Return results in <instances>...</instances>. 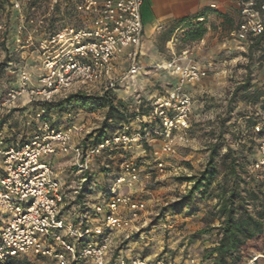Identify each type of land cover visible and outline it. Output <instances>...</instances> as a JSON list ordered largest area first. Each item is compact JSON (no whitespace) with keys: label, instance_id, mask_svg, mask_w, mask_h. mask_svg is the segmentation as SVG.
Masks as SVG:
<instances>
[{"label":"built area","instance_id":"obj_1","mask_svg":"<svg viewBox=\"0 0 264 264\" xmlns=\"http://www.w3.org/2000/svg\"><path fill=\"white\" fill-rule=\"evenodd\" d=\"M62 1L75 20L56 23L53 28L50 20ZM234 1L240 19L232 37L246 50L252 37L264 33V0ZM144 2L49 0L46 4L44 0H6L7 16L17 15L18 19L7 43L14 42L21 56L27 49L35 50L41 70L36 74L24 65L18 70V85L0 88V120L22 97L31 104L77 92L103 95L136 76L142 69L139 55ZM42 7H47L48 12H36ZM7 21L6 18L0 23V30H5ZM190 51L184 49L172 61L177 78L174 86L159 91L150 112L137 116L152 126L144 132H129L125 124L112 136L86 144L85 138L94 127L81 122L57 127L43 120L39 130L20 142L0 131V260L36 257L48 258L55 264H200L194 257L179 261L165 256L154 259L116 254L114 239L119 234L123 242L128 241L148 224L147 202L129 191L141 181L142 165L137 159L122 162L123 171L110 185L107 198L100 193L96 198L79 200L93 177L94 159L106 150L160 136L162 145L153 153L163 170V156L175 154L178 144L190 142L194 99L186 86L209 75ZM121 53H126L130 67L117 77L114 59ZM44 114L41 108L36 117L41 120ZM262 118L264 124V111ZM57 154L71 155L79 174L74 185H68L51 163V156ZM250 170H264V134L259 158ZM123 188L128 191L121 192ZM92 189L96 191L93 185Z\"/></svg>","mask_w":264,"mask_h":264},{"label":"rangeland","instance_id":"obj_2","mask_svg":"<svg viewBox=\"0 0 264 264\" xmlns=\"http://www.w3.org/2000/svg\"><path fill=\"white\" fill-rule=\"evenodd\" d=\"M6 18H8L6 0H0V23H4L3 20ZM198 22L205 23L206 30L202 37L210 33L204 45L201 44L202 37H194L201 29L200 24H195ZM227 24L230 25V22ZM219 26L216 20H198L185 31L170 38L178 53L190 48V55L195 61H206L210 64L207 78L186 86L194 99L188 130L190 142L178 144L175 154L163 156L165 165L163 170L158 167L153 153L162 145L163 140L160 136L141 144L127 145L124 146L125 148L103 153L93 161L92 173L97 176L99 182H96L94 192L89 187L86 188L87 198H96L100 193L103 198H107V193L104 190L101 192L99 185L108 188L122 173V162L125 159H137L142 165L141 181L129 191L147 202L145 218L148 224L127 243L123 242L120 234H117L114 239L116 254L141 255L154 259L165 256L179 261L194 257L202 264H211V260L204 257L205 250L216 243L218 230L213 229L197 238H193L192 235L209 225L208 221L211 219L208 214L209 207L213 206L216 200L209 198L207 193H198L197 201L187 208L172 211L166 207L190 188V182L183 181L182 178L198 175L205 168L211 145L217 141L222 142L224 138L226 140L221 153L227 150L228 145L234 149L242 148L243 145L249 147L251 144L249 137L239 138L236 135L239 136L240 131L250 125L249 117H253L260 108L264 107V64L258 63L257 57L249 56L247 51L227 48L224 41L229 36V29L227 27L219 29ZM5 35L6 31L0 30V63L5 58L6 46L10 45V42L5 43L7 41ZM162 52L167 53V49L164 47ZM10 60L11 65H7L0 73V88L11 86L18 79V70L27 65V58L21 54L11 55ZM40 69L36 67L34 72L39 73ZM249 71H251L250 88L246 91H237V87L245 85ZM176 81L177 78L167 70L152 67L141 69L137 76L128 78L117 88L115 92L117 99L123 100L128 105V116L132 119L127 123L129 132L141 130L143 124L137 116L149 107L160 89H170ZM21 101L26 103L27 97H22ZM36 110L37 108H33L28 113L27 134L21 139L18 138V142L25 141L40 129L41 120L36 117ZM106 111V107L93 104L83 107L72 103L51 120L59 126L81 122L96 129L102 124ZM18 114L21 115L20 112L15 115ZM19 122V118L7 119L10 127L12 125L17 127ZM117 130L118 128L114 129V132ZM13 136L17 135L13 134ZM50 161L68 185L77 182L79 174L71 155H53ZM219 180H222V174L218 175L215 184ZM211 190H214V186ZM127 191L126 188L121 190L123 193ZM88 193L90 196H87ZM158 215L163 216L155 222ZM219 224L218 220L210 223L213 227H218ZM37 263L55 264L48 258H39Z\"/></svg>","mask_w":264,"mask_h":264},{"label":"trees","instance_id":"obj_3","mask_svg":"<svg viewBox=\"0 0 264 264\" xmlns=\"http://www.w3.org/2000/svg\"><path fill=\"white\" fill-rule=\"evenodd\" d=\"M70 13L72 12L70 11ZM218 14L221 17L227 16L221 12H218ZM199 17L200 16H197L196 19ZM58 18L59 17L56 15L53 16L51 22L53 28L56 23L55 19ZM7 20L4 31H6L5 36L8 39L13 35L18 20L17 15H9ZM186 20L187 19H183L181 22H185ZM197 21L198 20L188 23V26ZM195 24H200L201 29L194 37L201 38L206 30L205 23L198 22ZM5 43H7V41ZM246 51L249 56L252 55L257 57L258 63L264 64V33L252 37ZM11 55H17L14 42H10V45L6 46L5 58L0 63V73L7 65H11ZM119 86L120 85L108 90L103 95L77 92L54 101L31 103V105L37 108L36 115L41 108L45 110V114L41 121L48 120L57 127L63 126L54 123L51 118L56 116L59 112L64 111L72 103L80 104L83 107L89 106L90 104L106 107L107 111L102 124L98 128L93 129L85 138L86 144H95L106 137L112 136L132 120L128 116V105L123 100L117 99L115 92ZM250 86L251 71L248 73L245 85L237 87V91H246ZM150 110L151 104L146 110H143L140 115H145L149 113ZM263 111L264 107L260 108L253 117L250 116L248 121L250 125L247 126L248 128L246 127L240 131L239 136L236 135V137L239 138L245 136L249 137L251 139L249 147L243 145L242 148L234 149L232 146L228 145L227 150L221 153V148L226 140L224 138L222 142L217 141L211 145L205 168L198 175L183 177V181L191 183L190 188L185 194L166 207V209L172 211L187 208L193 202L197 201L196 195L198 193H207L206 195H208L209 198L216 200V203L209 207L208 214L211 216V219L208 221L209 225L199 229L192 235L193 238H197L211 232L213 229L218 230V239L216 243L205 250L204 257L205 259L211 260V264H264V170L257 172H252L250 170L251 165L259 158L260 141L264 134ZM9 116L11 115L9 114ZM9 116L6 112L0 120V131L8 124L7 118ZM134 116L137 115L134 114ZM142 124V131L146 127L148 129L152 127L147 122H142ZM116 128H118V130L114 132ZM121 148H125L124 145H116L112 149L106 150L104 153ZM219 174H222V180H219L215 184ZM96 182H99V180L97 176L93 174L92 179L86 183L83 192L79 195V200L87 198L85 197L86 188L89 187V189L93 191L92 185L95 188ZM212 186H214V190H211ZM109 187L110 186L105 188L104 185H99V189L101 191L104 190L106 193H108ZM87 196H90V194L88 193ZM92 196L94 195L92 194ZM161 216L163 215H158L155 218V222H157ZM216 220L220 222L218 227L210 225V223ZM125 243H127V241H125ZM258 255L262 256L255 259ZM18 258L19 257H9L5 260H0V264H38V259H29L27 257L22 259ZM200 264L202 263L200 262Z\"/></svg>","mask_w":264,"mask_h":264},{"label":"crops","instance_id":"obj_4","mask_svg":"<svg viewBox=\"0 0 264 264\" xmlns=\"http://www.w3.org/2000/svg\"><path fill=\"white\" fill-rule=\"evenodd\" d=\"M44 2L49 4V0H44ZM42 11L46 13L48 12V8L42 7L41 9H37L36 12ZM70 11L71 10L66 3L63 1L59 3L54 14L59 17L58 19H55L56 23L74 22L75 18L72 17ZM218 12L224 13L227 16L221 17ZM197 16L200 17L196 19ZM201 18H204L203 20H216L218 24H220L219 29H222L223 27L229 29V36L224 41V43L227 44V48H238L246 51L241 48L239 43L232 37V33L240 19L239 10L234 0H145L142 6L144 32L139 55V63L142 66V70L158 67L162 70H167L169 74L176 77L172 71V61L179 57L183 50L178 53L170 38L185 31L188 28V23L201 20ZM183 19L187 20L181 22ZM50 21L52 22V19ZM228 22H230V25L227 24ZM163 34L166 35L164 36ZM209 34L210 33L208 32L201 38L202 45L206 44L207 36H209ZM164 47L167 49V53L162 52ZM22 54L23 57L25 56V58H27L28 69L34 72L36 67L41 68L40 58L35 50L27 49V52ZM114 62L115 75L117 77L123 75V73L130 67V62L126 57V53L118 54L115 57ZM198 64L201 67L206 68L208 71L210 70V64L208 62H198ZM14 85H18V79L13 82L11 86ZM164 89L166 88L160 89L159 91ZM33 108L34 106L30 103L21 101L16 107L12 108L13 110L11 109L12 111H7L8 116L9 114L11 115L7 119L19 118L20 122L17 127L13 125L10 127L9 124H6L2 130L3 133L16 141H18V138H23L25 136L24 134H27V119H29L27 115H29L28 113ZM18 112H20L21 115H15ZM13 134L17 136H13Z\"/></svg>","mask_w":264,"mask_h":264}]
</instances>
